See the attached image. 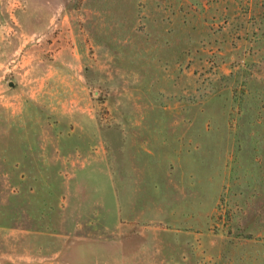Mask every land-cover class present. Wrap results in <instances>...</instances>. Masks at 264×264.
<instances>
[{
  "label": "rangeland",
  "instance_id": "1",
  "mask_svg": "<svg viewBox=\"0 0 264 264\" xmlns=\"http://www.w3.org/2000/svg\"><path fill=\"white\" fill-rule=\"evenodd\" d=\"M0 264H264V0H0Z\"/></svg>",
  "mask_w": 264,
  "mask_h": 264
},
{
  "label": "water",
  "instance_id": "2",
  "mask_svg": "<svg viewBox=\"0 0 264 264\" xmlns=\"http://www.w3.org/2000/svg\"><path fill=\"white\" fill-rule=\"evenodd\" d=\"M10 85H11V86H14V82H11Z\"/></svg>",
  "mask_w": 264,
  "mask_h": 264
}]
</instances>
